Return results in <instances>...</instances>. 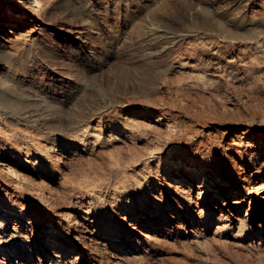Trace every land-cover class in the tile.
I'll use <instances>...</instances> for the list:
<instances>
[{
	"label": "rangeland",
	"instance_id": "1",
	"mask_svg": "<svg viewBox=\"0 0 264 264\" xmlns=\"http://www.w3.org/2000/svg\"><path fill=\"white\" fill-rule=\"evenodd\" d=\"M47 1L49 9L43 14V31L25 32L23 38L42 43L50 53L29 58L28 68L22 70L18 66L16 73L0 67V79L10 78L13 86L8 90L10 94L14 91L17 109L22 110L15 113L0 110L2 145L14 154L19 140L28 144L22 149L21 161L18 159L16 163L25 173L30 189L16 187L12 178L5 179L0 173V208L11 212L10 227L22 229L28 237H22L17 244L26 239L28 250L31 243H41L47 228L67 230L69 214L73 212L81 218L90 208L96 227L104 234L121 231L122 246L118 250L141 257L139 264H264V246L252 239L244 241L243 246L236 245L235 239L222 229L224 223L230 222L227 218L218 220L220 213H228L222 210L223 199L211 200L207 212H214L212 217L201 218L200 209L207 203H198L193 194L183 191L179 181H173L160 163L158 153L153 156L161 149V156L183 163L186 175L187 169L198 166L201 170L194 184L202 183L207 173L210 181L221 179L234 187L250 183L252 167L233 161L231 148L246 147L251 134L241 131L249 130L250 125L264 126V90H253L249 82L238 78L236 69L225 65V58L237 54L243 46L241 38L226 37L227 32L207 26L208 30L205 24L202 29H195L200 25L201 14L205 15V3L210 15L213 12L212 15L226 20L235 29L252 30L257 24L251 20L256 13L254 0H194V5L189 4L193 0H172L177 10L168 12L175 11L172 13L175 21L170 17H152V10L163 0H124L120 5L116 0H107V4L90 0L95 4L92 15L80 6L87 14L79 24L82 30L64 23L63 0ZM127 9L143 11L144 25L139 33L126 29ZM159 13L164 17L170 14ZM68 43L78 46L77 51L84 56L76 64L86 61L83 69L90 73V77L78 83L62 62ZM70 53L74 56V52ZM4 54L9 55L4 52L0 59L3 60ZM184 60L191 62L182 65ZM220 61L223 62L219 67ZM140 107L157 114L169 110L174 130L168 133L156 127L145 113L127 112ZM2 151L3 158L8 157ZM253 151L258 164H264V150ZM170 184L175 187L170 188ZM12 193L20 194V203L13 207L8 204ZM78 205L82 209H77ZM19 210H23L24 220L17 225L15 214ZM57 213L63 214L64 226L58 222ZM139 230L153 238L156 246L141 245ZM192 234L196 235L193 241ZM259 239L258 236L256 240ZM127 262L132 264L134 260L130 258Z\"/></svg>",
	"mask_w": 264,
	"mask_h": 264
},
{
	"label": "bare ground",
	"instance_id": "2",
	"mask_svg": "<svg viewBox=\"0 0 264 264\" xmlns=\"http://www.w3.org/2000/svg\"><path fill=\"white\" fill-rule=\"evenodd\" d=\"M198 1H200V0H198ZM97 2L102 3V4L108 3L107 0H97ZM123 2H124V0H116L115 3L120 5ZM254 2L256 5V7H255L256 10H254V11H256V13L253 12L254 16L251 17V20L256 21L257 24H256V27L255 28L253 27L254 29H252V30H251V28L250 29L249 28L248 29H241V30L235 29L229 25L230 23L227 24V22H225L226 20L223 21L224 19H222L221 17L217 18L216 16L212 15V13H213L212 11H211L212 13L210 15V13H209L210 9L208 7V9H209L208 10L207 7H205V3H204V7H203L205 15L203 16V14H201L202 15L201 18H202V20H204V22H201L202 20H200V25L197 24L195 30L202 29V27H203L202 25L205 24V27L208 26L210 28H215V30H216V28H218V29H222L223 32H225V33L227 32L228 35H225V33H224V35L226 37H230V38L235 37V39L237 38V40H238V38H241L240 40L244 43L243 46H241L239 48V52L237 51L238 52L237 54H232L233 53L232 52L231 53L232 55H229L228 58H225V60H224L226 62L225 65L228 68L230 67L232 69H236L237 72H239L238 78L245 81V82H249V85L252 87L253 90H258V91L261 90L262 91V90H264V87H263L264 86L263 85L264 84V0H254ZM195 3H196V1L194 2V0H193L189 4L194 5ZM94 5L95 4L93 2H91L90 0H63L62 9H61L62 10V16L61 17L63 18V21L65 24H67L69 26H75L78 28V30H82L83 28L79 24H80V22H82L85 19L87 14L88 15L93 14L92 12H93ZM198 5H200V4H198ZM70 6H72V8H70ZM80 6L84 7L86 9L85 11H87V14H84L81 11ZM206 6H207V4H206ZM48 7H49V3L47 0H0V54H2L4 52L9 53V55H7V54L2 55L3 60L0 59V67H5V68L9 69L10 71H14V70H16V68L19 69V67H21L20 69H22V70L23 69L26 70L29 66V64L27 62L29 58H32V57L37 58L39 56H45V55H48L50 53L51 50L50 51H48L47 49L45 50V46L42 43H35V42H33V40L29 41V40H27L28 38H26V39H25V37L23 38V35L25 34V32L26 33L27 32L28 33H34L38 30L41 33V31H43L42 28H43V25L45 24V22L43 21V14L46 11H48V9H49ZM173 9L177 10L175 7H173L172 0H163V2L160 3V5L157 8H154L152 10V17H156V16H158V17L162 16L163 18L170 17L169 19L174 20L175 14L173 15L172 13H174L175 11L170 13ZM253 9H254V6H253ZM58 10H60V9H58ZM131 10L127 9V12H125V15H124L126 21L129 22V25L126 29H128V31L132 32L133 34L139 33L141 31L143 25H144V13L141 9H139V10L136 9L135 11H131ZM169 10H170V12H168ZM203 10H202V12H203ZM56 11H57V9H56ZM159 11H163V12L165 11L168 14L169 13L170 14H169V16L164 17L161 13H159ZM60 15H61V13H60ZM55 16L57 17V15H55ZM230 16H232L234 19H237V17L235 15L231 14ZM53 18H54V16H53ZM177 19L180 20V18H177ZM50 20H51V18H50ZM182 20H184V19H182ZM242 21H245V19ZM172 24H174V23H172ZM251 26H252V24H251ZM176 28H177V26H176ZM210 28H208V30ZM185 29H187V28H185ZM65 30H67V29H65ZM196 32L197 31H195V33ZM223 32H221V33H223ZM186 33H188V32H186ZM208 33L209 32L207 31L204 34H208ZM203 38H205V37H203ZM215 40H216V38H215ZM232 40H234V39H232ZM241 41H240V43H241ZM66 42L67 41H65V44H66ZM207 43H208V41H207ZM221 43H222V41H221ZM205 44H206V42H205ZM77 48H78L77 45L73 46L70 43H68L67 46L63 50L64 58L62 61L65 64V66L70 70L69 74L74 75L75 78L77 79V80H75V83H78L79 81L86 79L90 75L89 72L84 71V69H83L84 67L87 66L86 61L83 62L82 64H76L84 56L83 54H81L80 52L77 51ZM217 48H218V46H217ZM211 51H212V49H211ZM70 52H74V54H73L74 56H72ZM234 52H236V51H234ZM240 52H242L243 55L240 54ZM213 53L215 54L216 51H214ZM200 60H202V59H200ZM186 61H188V60H186ZM186 61L184 60V62H182V65H188V63L191 62V61L190 62L189 61L186 62ZM222 62L217 64V65L220 67V64L222 65ZM199 64L201 66V63H199ZM207 65H208V63H207ZM209 66L210 67L211 66L216 67L213 65H209ZM205 69L207 70V68H205ZM28 70H27V72H28ZM229 70H231V69H229ZM222 71L224 72V68H222V70L220 72L221 74H222ZM14 72L16 73V71H14ZM227 72H228V70H227ZM216 74H218V72H216ZM237 75H238V73H237ZM218 76H219V74H218ZM9 77H11V76H9ZM14 77H15V75H14ZM3 78H5V77H3ZM3 78L0 79V110H4V112L9 111V112L15 113L19 109V107L17 109L18 101H16V99L14 100V98H16L17 96L13 97L14 91L11 92V94H10L11 90L10 91L8 90L13 86V83H10V78H8V77L6 79H3ZM229 79H230V77H229ZM231 79L234 80V78H231ZM233 80H231V81H233ZM150 82L152 83V81H150ZM17 86H19V84ZM13 89L15 90L14 87L12 88V90ZM248 90H249V87H248ZM260 94H261V92H260ZM260 94H259V96H260ZM253 95H256V93H254ZM256 97H257V95H256ZM257 98H259V97H257ZM20 99H22V98H20ZM140 108H142V107H140ZM20 111H22V110H20ZM24 111H25V109H24ZM168 111L169 110L165 111V113L157 114L154 111L151 112V111L145 110L144 108H142V109H137V108L134 109L133 108V109H129L127 112L128 113H138V112L139 113L140 112L145 113V117H149V118L153 119V122H154L153 124H155L156 127L163 129V130H166L168 133H170L174 130V128H173V125L171 123L172 116H170V111L169 112ZM20 113H21V115H23L22 112H20ZM20 113H17V114H20ZM7 117H9V115ZM26 117H28V116H26ZM15 119H16V116H15ZM10 120H11L10 122H13L12 118ZM134 123L132 125H134ZM4 124H6V123H4ZM133 127L135 128V126H133ZM0 128H2V126ZM251 130H252V132H251ZM2 131H3V129H2ZM8 131H10V130H8ZM11 131H13V130H11ZM0 132H1V130H0ZM79 132H80V130H79ZM241 132H243L245 134L250 132L248 134H251V137L245 142L246 147H243V146L232 147L231 148V150H232L231 157H232L233 161L239 160V161L243 162L244 164H249L252 167V169L250 172V179H251L250 183L239 184L238 187H236V186L234 187V186H232V184L227 183L221 179H218L216 181H210L209 180L210 176L207 175L208 173L206 174V177L203 178L202 183L194 184V180H196V178L198 177V173L200 172L199 170H201L198 168V166L197 167L192 166L189 169L186 168L187 170H189L188 171L189 175L187 174L188 175L187 176L186 174H184V169H183L184 166L182 165L183 163H181L180 160H175L173 158H169V157H166L164 155L161 156V153L159 151L161 149H159L158 151H155L154 154L153 153L152 154H153V156H156L158 153L157 156L160 160V163H162L165 166V168L168 171V174L170 175V177L173 181H176V180L179 181V187L183 191L186 190L189 194H193V196L196 199V202L207 203V205H204V207L202 209H200L201 218H203V217L211 218L212 217L214 212H207L208 209L210 210L209 206H210L211 200L223 199L222 210H227L228 213L227 214L220 213L218 220L222 221V220L227 218L226 220L230 221L227 224L224 223L221 227L223 230H226V233L228 234L229 237L235 239V240H233V243L236 245H239V246H243L244 241H248L249 239H252L253 241H255L257 243V245L264 246V164L263 163L258 164L257 157L255 158V151H253V150H258V151L264 150V126H258L257 127V126L250 125L249 130L241 131ZM12 133H10V134H12ZM8 134H9V132H8ZM76 134H75V137H77ZM78 136H80V135H78ZM15 139H17V138H15ZM258 140H262L261 143H259ZM1 142H2V140L0 139V173L4 175L5 179L12 178L16 187H26V189H27V182H28L27 177H26L25 173H23L22 170L19 168V166L17 165L16 162H18L19 161L18 159H20L22 157L21 156L22 155L21 152L23 151L22 149L26 148L28 144L26 142L21 143L19 140V143H18L19 146L17 148L18 150L13 152L14 154H10L6 151L7 149H5V147L2 145L3 142L2 143ZM258 143L260 145H258ZM34 144L36 146H38L39 142L35 140ZM232 144H234V143H232ZM9 145H11V144H9ZM16 145H17V143H16ZM2 150H4L8 154V157L3 158L4 152ZM32 150H34V149H32ZM150 154H151V152H150ZM148 160H149V158H148ZM154 160H155V158H154ZM20 161H21V159H20ZM187 167H189V166H187ZM202 171H204V170L202 169ZM205 173H206V171H205ZM171 183H173V182H171ZM171 187H175V186L173 184H170V188ZM28 188L30 189V187H28ZM29 189H27V190H29ZM176 191H177V189H176ZM18 195H20V194H18ZM18 195L14 194V193L10 194L9 199H8V204L12 205V207H13V205L15 206V205L19 204L20 202L18 201V198H19ZM91 198L92 197H90V199ZM77 201L75 204H77ZM90 203H91V201H90ZM194 204H196V203H194ZM22 205H24V204H22ZM78 206L79 207L77 209H79V210L82 209V205H78ZM83 206H84V204H83ZM93 209H94V207H93ZM19 211H20L19 213L15 214L16 221H18L17 225H19V223H22V221L24 220L23 219V215H24L23 210H19ZM53 211H54V209H53ZM190 212H192V211H190ZM72 213L69 214L67 217V220L69 222V223H67V230L60 229L61 230V232H60L56 228H53V227H51L50 229L47 228L41 243H36V242L31 243L30 248L28 250H25L26 245H29V241L26 240L28 238L27 235L25 234V232L22 231V229H18V227L17 228L10 227V221H11V218L13 217L11 215V212L9 210H5L3 208H0V264H126V262L130 258H133V260H134V262L132 264H136L137 260H138L137 264L140 263L139 261H141L140 260L141 257L139 258V256H136V255L130 256V254L127 255L126 253L118 250V248L122 246L121 242L119 240V234L121 233V231L112 230L111 233L105 232V234H104V232H102L101 229L96 227V225H95L96 221L92 218V216H93V210L92 209L89 208V209L85 210L86 215H84V217H81V218L74 216V214H72ZM57 214L60 215V219L58 220V222L63 225V222L61 221V219L64 217L63 214L62 213H57ZM75 214H76V212H75ZM230 215H231V217H229ZM14 224H15V222H14ZM65 228H66V226H65ZM105 229L107 230V228H105ZM139 231L142 235V237L139 240L141 245L151 246V248L156 246L157 243L152 240L153 238H150L149 236H147L144 232H142V230H139ZM64 234H65V236H64ZM104 235H106V236L104 237ZM258 236L260 239L256 240V238ZM22 237H24V238L27 237V238L24 239L22 242H20V244H17V241H19ZM195 237H196V235L192 234L190 237L191 241H193L195 239ZM77 240H79L80 242H77ZM94 243L98 244L97 247H95ZM136 245L137 244H135V246ZM147 252H149V251H147ZM107 255H110L113 259L111 260V258L110 257L108 258ZM141 264H142V262H141Z\"/></svg>",
	"mask_w": 264,
	"mask_h": 264
}]
</instances>
